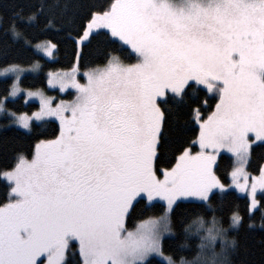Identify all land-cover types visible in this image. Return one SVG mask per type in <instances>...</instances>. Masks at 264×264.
I'll list each match as a JSON object with an SVG mask.
<instances>
[{
	"label": "snow or ice",
	"instance_id": "snow-or-ice-1",
	"mask_svg": "<svg viewBox=\"0 0 264 264\" xmlns=\"http://www.w3.org/2000/svg\"><path fill=\"white\" fill-rule=\"evenodd\" d=\"M74 7L69 0H35L26 11L16 7L4 28L19 49L29 50L30 60L39 59L0 58L3 127L30 132L34 122L55 117L59 131L37 139L30 158L17 153L13 167L0 171L15 194L0 204V264H69V256L73 264H148L152 254L165 264H232L238 241L229 233L243 224L238 211L226 219L213 214L181 220V248L189 247V238L196 241L188 258L165 255L162 237L173 232L178 198L195 197L211 208L215 190L229 187L214 172L221 149L234 157L229 175L247 192L249 209L257 203L256 190H264V163L250 187L245 171L254 142L264 143V0H110L77 25V55L103 32L107 44L130 49L134 62L109 50L103 63L85 70L84 83L76 78V64L48 71L53 90L75 89L70 101L53 102L40 88L22 90L23 76L38 75L58 47L29 29L62 31L73 22ZM204 88L218 98L202 118ZM21 91L25 101H39L30 114L5 107L6 97ZM168 100L175 109L190 108L200 150L177 148L174 162L158 176L154 157L168 140L162 110ZM157 197L160 214L127 229L126 215L137 201L146 199L150 207Z\"/></svg>",
	"mask_w": 264,
	"mask_h": 264
},
{
	"label": "trees",
	"instance_id": "trees-1",
	"mask_svg": "<svg viewBox=\"0 0 264 264\" xmlns=\"http://www.w3.org/2000/svg\"><path fill=\"white\" fill-rule=\"evenodd\" d=\"M35 0H0V58L8 55L16 57L15 62L30 63L31 60L39 59L32 56L29 59V50L19 49L9 40L4 32V28L9 20L11 13L16 7H23L26 11L31 3ZM74 5L73 11L75 16L71 24H65L62 31L50 29L46 33L37 34L34 29H29V34L36 35V39H51L57 44V50L54 58L46 60L39 74H28L23 76L22 87L25 88H42L46 85L45 74L48 71L63 70L72 68L76 64L78 70H87L97 64H101L106 59L107 53L111 50L113 53L121 55L124 62H134L135 55H128L130 49L125 48L123 51L118 49L116 45H109L103 40L104 33L101 32L97 36H92L91 40L82 45V51L77 55L75 38L79 34L76 31L77 25L82 19H86V13L92 10H103V6L110 3V0H69ZM23 14V13H22ZM71 33V35H69ZM36 39L32 42L35 43ZM10 82V81H9ZM203 88V87H201ZM207 93V95H205ZM5 90L3 84L0 83V96H4ZM68 96V95H67ZM202 101H207V107L200 105L202 118L206 117L212 111L215 101L218 98L216 94L210 93L207 89H203L199 93ZM6 108H11L15 112L23 111L31 113L38 107L34 102H25L23 96L15 99L7 100ZM173 110L169 111L168 108ZM166 114L165 128L168 134V140L161 145L159 157H154V170L158 174L165 167H170L177 155V148L182 150L188 147L190 150H196L194 145L195 137L199 132V127L188 106L175 109L171 100L165 101V107L162 108ZM6 121L4 117L0 119V171H5L13 167L15 156L17 153H24L31 157L32 148L37 139L53 138L59 131L58 123L55 120H45L44 123H34L31 131H24L14 126L3 127ZM251 148V158L246 164V171L249 177L259 174V167L264 163V143H254ZM234 165L233 157L228 154H219L217 162L214 166V172L218 179L225 185L230 183L229 173ZM9 184L0 177V204L5 203L10 198ZM257 208L249 211V201L247 196L239 194L233 189L223 192L215 191L211 200L208 202L212 207L199 202L181 201L176 206V211L172 213L173 232L162 239V251L165 255H171L173 259H179L180 256H189L194 254L192 245L195 240L189 238L185 243L189 246L181 248V242L184 241L182 234L183 220L185 223L192 215L211 216L215 214L218 217L227 218L232 211H238L243 218V224L239 226L235 232L229 235H235L238 244L235 250L230 253L229 259L232 264H264V191L256 194ZM145 199L137 201L132 208L131 214L126 215V228L130 229L137 222L148 218L149 216H158L163 210V204L156 202L150 207H145ZM249 221H252L249 224ZM78 256V252H77ZM69 264H73V259L69 256ZM148 264H165L158 257H150Z\"/></svg>",
	"mask_w": 264,
	"mask_h": 264
},
{
	"label": "rangeland",
	"instance_id": "rangeland-1",
	"mask_svg": "<svg viewBox=\"0 0 264 264\" xmlns=\"http://www.w3.org/2000/svg\"><path fill=\"white\" fill-rule=\"evenodd\" d=\"M54 58V56L53 57H50V58H47L48 60H51V59H53ZM125 63H127V62H125ZM129 63V62H128ZM71 69V68H70ZM64 70H67V69H63V70H61V71H64ZM41 71V69H39V72ZM55 71V70H54ZM84 72H85V70H78L77 71V73H76V78L81 82V83H84L85 82V77H84ZM29 74H35V73H29ZM28 75V74H27ZM45 78H46V74H45ZM201 87H203V86H201ZM20 88L23 90V89H31V88H25V87H22L21 86V84H20ZM41 90H43L44 92H45V94L46 95H49V96H52L53 98H54V101L53 102H56V101H70L75 95H76V92H75V89H72L70 86L68 87V88H66L63 92H61L60 91V89L58 88V87H56L55 88V90H53V86H51V85H47V83H46V85H45V87H42V88H40ZM206 89V88H205ZM32 90H35V89H32ZM68 95V96H67ZM19 96H23V98H24V95H23V91H21L20 93H18L17 94V97H19ZM9 99H15V98H12V97H6V100H9ZM25 101V100H24ZM25 102H34V103H36L38 106H39V101H38V99L37 98H34V97H30L27 101H25ZM30 114V113H29ZM3 117V115H0V119ZM55 120L57 123H58V126H59V121L58 120H56V118L55 117H48V118H45V120ZM34 123H39V122H34ZM12 126H14V127H17V128H19V129H21V130H24V131H28V130H26V129H23V128H20L19 126H16V125H12ZM249 138L251 139L252 137H251V135L249 136ZM257 142H259V141H255L254 143H257ZM194 145H195V147H196V150H191V151H193V152H195V151H199L200 150V146H199V144H198V142H195L194 141ZM223 153H225V154H228V155H230V156H232V154L231 153H229L226 149H221L219 152H217L216 153V155L218 156L219 154H223ZM233 157V156H232ZM28 158H30V157H28ZM233 160H234V157H233ZM235 164V163H234ZM233 167H235L234 165H233ZM232 167V168H233ZM158 174V173H157ZM158 176H162V171L160 172V174H158ZM8 184H9V186H11L10 185V182H8L7 180H6V178H4V177H2ZM250 178V177H249ZM242 180V179H241ZM251 179H248V187H250L251 186V181H250ZM230 181H231V184H232V178L230 177ZM232 189L234 188V187H231ZM237 189V188H236ZM215 191H220V190H215ZM225 191V190H224ZM236 192H238L239 194H242V195H245V196H247V198H248V201H249V203H250V199H249V197H248V195H247V192H241V190H239V189H237V190H235ZM261 191H264V190H261V189H257L256 190V192H255V197H256V194L257 193H259V192H261ZM10 198H15V194H10ZM180 201H192V202H196L197 201V199L198 198H195V197H180V198H178ZM154 200L156 201V202H159V203H162L163 204V202L160 200V198H154ZM145 201H146V199H145ZM146 203H148L147 201H146ZM257 208V204L255 205V206H253V208L252 209H249V211L250 212H253L255 209ZM146 219V218H145ZM144 220V219H143ZM141 221V220H140ZM138 223V222H137ZM137 223L135 224V226L133 227V228H130L129 230H131V229H134L135 227H136V225H137ZM128 229V228H127ZM170 233H166L163 237H162V239L165 237V236H167V235H169ZM217 247H218V245H217ZM152 256H154V257H158V258H160L161 260H163L162 259V257H160V256H158V255H156V254H152L151 255V257ZM41 264H43V261H41Z\"/></svg>",
	"mask_w": 264,
	"mask_h": 264
},
{
	"label": "crops",
	"instance_id": "crops-1",
	"mask_svg": "<svg viewBox=\"0 0 264 264\" xmlns=\"http://www.w3.org/2000/svg\"><path fill=\"white\" fill-rule=\"evenodd\" d=\"M216 163V162H215ZM215 163H214V166H215ZM234 166H235V164H234ZM245 171H246V167H245ZM242 180H243V177L241 178ZM248 179H251V177L249 178V176H248ZM251 181V180H250ZM229 187L226 189V190H228V189H232L231 187H234L233 188V190H237L236 189V187H235V185L232 183L231 184V181H230V183H229V185H228ZM219 190V189H218ZM242 193L244 192V191H241Z\"/></svg>",
	"mask_w": 264,
	"mask_h": 264
}]
</instances>
